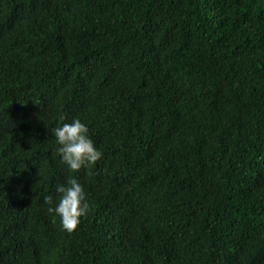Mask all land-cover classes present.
I'll return each mask as SVG.
<instances>
[{
    "label": "trees",
    "instance_id": "16d2710c",
    "mask_svg": "<svg viewBox=\"0 0 264 264\" xmlns=\"http://www.w3.org/2000/svg\"><path fill=\"white\" fill-rule=\"evenodd\" d=\"M0 264H264V0H0Z\"/></svg>",
    "mask_w": 264,
    "mask_h": 264
},
{
    "label": "clouds",
    "instance_id": "9594fccd",
    "mask_svg": "<svg viewBox=\"0 0 264 264\" xmlns=\"http://www.w3.org/2000/svg\"><path fill=\"white\" fill-rule=\"evenodd\" d=\"M51 132L61 162L70 172L76 173L82 168L94 166L102 158L103 153L95 145L88 126L81 119L74 118L70 123H62ZM56 193L55 200L50 194L44 197L47 211L53 214V220L59 217L62 228L71 234L89 211L84 185L74 176H69L65 183L56 186Z\"/></svg>",
    "mask_w": 264,
    "mask_h": 264
}]
</instances>
